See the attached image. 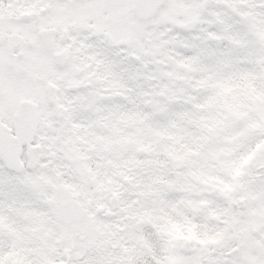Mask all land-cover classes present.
Segmentation results:
<instances>
[{
	"label": "snow or ice",
	"instance_id": "1",
	"mask_svg": "<svg viewBox=\"0 0 264 264\" xmlns=\"http://www.w3.org/2000/svg\"><path fill=\"white\" fill-rule=\"evenodd\" d=\"M0 264H264V0H0Z\"/></svg>",
	"mask_w": 264,
	"mask_h": 264
}]
</instances>
